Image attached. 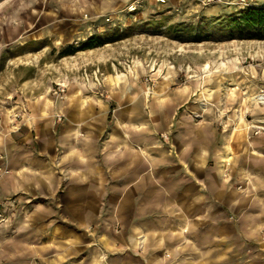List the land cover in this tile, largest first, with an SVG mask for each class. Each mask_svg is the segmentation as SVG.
I'll use <instances>...</instances> for the list:
<instances>
[{
	"label": "crops",
	"instance_id": "crops-1",
	"mask_svg": "<svg viewBox=\"0 0 264 264\" xmlns=\"http://www.w3.org/2000/svg\"><path fill=\"white\" fill-rule=\"evenodd\" d=\"M142 72L94 65L88 84L107 99L69 89L0 123V264H53L71 245H93L97 264H264V84L209 96L196 116L208 101L196 84L151 92Z\"/></svg>",
	"mask_w": 264,
	"mask_h": 264
},
{
	"label": "rangeland",
	"instance_id": "rangeland-1",
	"mask_svg": "<svg viewBox=\"0 0 264 264\" xmlns=\"http://www.w3.org/2000/svg\"><path fill=\"white\" fill-rule=\"evenodd\" d=\"M262 4L264 0H0V123L27 121V110L21 113L19 104L40 97L61 100L69 89L86 88L107 99L102 84H88L86 74H92L94 65L104 73L141 69L139 80L151 92L157 84H196L197 97L208 96L201 102L208 108L213 106L210 97L227 96L236 84H264L259 75L264 41L230 39L212 26L227 14ZM94 35L126 37L59 57L61 48H79ZM53 119L61 124L66 116L58 113ZM4 221L0 215V224ZM54 235L58 241L75 236L77 243L82 234L55 223ZM81 250L76 245L55 248L51 258L58 261L53 264H97L93 245ZM104 256L109 260L111 255ZM42 259L33 256L24 264H43Z\"/></svg>",
	"mask_w": 264,
	"mask_h": 264
},
{
	"label": "trees",
	"instance_id": "trees-1",
	"mask_svg": "<svg viewBox=\"0 0 264 264\" xmlns=\"http://www.w3.org/2000/svg\"><path fill=\"white\" fill-rule=\"evenodd\" d=\"M212 26L218 28L222 36L230 39L238 37L247 40L264 41V4L249 5L237 12L227 14L218 20L212 21ZM203 32L202 34H205ZM126 36L107 38L108 42L123 40ZM94 35L80 44L79 48L72 45L61 48L59 57L75 56L77 53L102 47L107 41ZM4 60V58H3Z\"/></svg>",
	"mask_w": 264,
	"mask_h": 264
},
{
	"label": "built area",
	"instance_id": "built-area-1",
	"mask_svg": "<svg viewBox=\"0 0 264 264\" xmlns=\"http://www.w3.org/2000/svg\"><path fill=\"white\" fill-rule=\"evenodd\" d=\"M261 95H264V91L261 92ZM256 129H257V130H256V132H255V135H259V134H261V133H264V128H262V127H257ZM163 138H166V137L163 136ZM7 174H9V171H8V170H6V169L3 170V169L0 168V180L3 179V177H4L5 175H7Z\"/></svg>",
	"mask_w": 264,
	"mask_h": 264
},
{
	"label": "bare ground",
	"instance_id": "bare-ground-1",
	"mask_svg": "<svg viewBox=\"0 0 264 264\" xmlns=\"http://www.w3.org/2000/svg\"><path fill=\"white\" fill-rule=\"evenodd\" d=\"M253 100L256 101V102H260V103L264 104V95H256V96L253 97ZM201 106H202L203 109L206 108V104L205 103H201Z\"/></svg>",
	"mask_w": 264,
	"mask_h": 264
}]
</instances>
